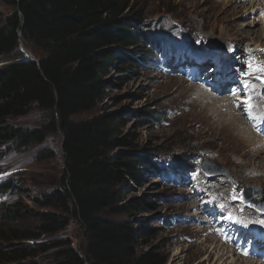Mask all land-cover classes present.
I'll return each mask as SVG.
<instances>
[{
  "label": "rangeland",
  "instance_id": "1",
  "mask_svg": "<svg viewBox=\"0 0 264 264\" xmlns=\"http://www.w3.org/2000/svg\"><path fill=\"white\" fill-rule=\"evenodd\" d=\"M250 5L241 0H135L134 9L144 13L147 33L157 41V48L147 44L135 49H118L127 62L135 60L137 63L133 68L123 65L120 68L124 70L111 72L104 108L122 115L124 136H129L133 148L149 157L151 162L140 185L131 183L125 188L121 205L149 204L129 215L111 217L118 222H134L136 226L142 224L153 230L154 238L146 237L140 243L139 255L158 249L168 256L167 264H200L208 257L209 252L203 251L212 245L211 240H206L213 235L217 241L236 250L233 258L253 259L264 264V255L260 254L264 249L259 250L258 260L251 255L244 256L240 247L244 240L248 249L255 243L264 247V234H260L256 228L259 226L254 225L258 218H264V147L258 157L231 155L228 150L233 142L225 140L231 137L230 134L218 135L221 132L217 122L219 114H216L213 101L219 97L207 88L211 97L201 94L200 98L195 92L200 84L191 82L193 77L202 76L209 70L210 76H215L219 64L223 76H235L228 89L238 91L243 87L238 78L240 75L252 80L251 84L264 87V73L248 71L251 52L258 47L264 48V38L245 33L247 25L259 18L248 17L246 11ZM237 9L239 14L231 16ZM10 13L9 8L0 4L2 17ZM216 39L228 44V50H221L225 48L223 44H212L221 48L213 51L209 44ZM164 47L165 54L161 51ZM193 57L194 61H191ZM201 62L206 65L202 67ZM196 63L206 71L198 74L200 66ZM94 115L81 114L76 119L85 120ZM150 117L158 118L159 122ZM6 122L17 131L37 130L50 122V114L34 107L26 117L11 118ZM62 143L63 134L55 131L41 145L20 150L16 143L0 147V185H17L14 192L0 193V203L20 202L33 211H49L40 209L34 202L61 187L66 162ZM249 150L252 152L253 149ZM205 160L220 165L227 183L226 192L218 194L224 212L218 211L219 205L213 210L208 208V217L203 216L200 209H190L189 205L195 204L192 197H195L196 190L189 186L200 178L210 183L225 178L221 177L223 174L206 176L201 169ZM210 170L218 171L216 168ZM246 187L253 188L250 194H256L257 190L262 193L256 194L252 207L245 203L243 192ZM231 201L233 205L229 204ZM225 226L233 229L229 235L234 237L232 241L222 232ZM26 227L39 232L34 223H28ZM83 239L80 223L72 219L61 232L42 234L37 241L22 243L35 246L69 240L75 247L80 245L81 249ZM51 256V253L43 254L39 259L49 261Z\"/></svg>",
  "mask_w": 264,
  "mask_h": 264
},
{
  "label": "trees",
  "instance_id": "2",
  "mask_svg": "<svg viewBox=\"0 0 264 264\" xmlns=\"http://www.w3.org/2000/svg\"><path fill=\"white\" fill-rule=\"evenodd\" d=\"M0 4L11 10L7 16L0 14V147L41 145L61 130L66 160L61 187L34 202L50 212L33 211L20 202L0 203V264H167L168 256L158 249L139 255L140 243L154 238L153 230L111 219L149 204L121 205L125 188L140 185L151 162L124 136L122 115L104 108L111 72L137 63L127 62L118 49L152 44L144 13L135 11V0ZM21 45L36 62L26 59ZM34 107L50 114L41 129L17 131L7 124ZM88 113L95 115L76 119ZM16 187L3 183L0 193ZM72 219L84 232L80 251L69 240L22 243L61 232ZM28 223L36 224L39 232L28 229ZM48 253L49 261L39 259Z\"/></svg>",
  "mask_w": 264,
  "mask_h": 264
},
{
  "label": "bare ground",
  "instance_id": "3",
  "mask_svg": "<svg viewBox=\"0 0 264 264\" xmlns=\"http://www.w3.org/2000/svg\"><path fill=\"white\" fill-rule=\"evenodd\" d=\"M226 1L229 2L231 0H226ZM241 2L251 3V5L248 6L249 8L247 7V11H246V13L248 12V17L259 16L258 18L259 21L258 20L256 21V19H254L251 23L247 25V31L245 33L247 35L256 34L261 39L264 38V28H263L264 0H241ZM241 8H246V7H241ZM238 11L239 9L233 10L231 16H235L239 14ZM235 27L237 26L235 25ZM243 45H246V47L250 46L249 44H243ZM207 64H211L210 61H207ZM225 70L227 73L229 72L227 69ZM248 71L249 73L254 71H257V73L259 72L264 73V48L258 47L251 52V64L248 68ZM198 77H200V75ZM229 78L231 77L223 76V79L225 80H228ZM246 80L252 81L248 78ZM215 82L216 84H219L217 83V80H215ZM193 84L194 85L199 84V82H194ZM200 86L201 87L195 88V92L199 95V97L201 98L202 95L211 97L208 94L207 90H205L201 84ZM241 90L242 88L232 93L237 94L241 92ZM208 91L209 92L212 91L214 94H216L215 96L211 92L215 97L217 96L219 97L218 100L213 101L215 103L214 108H216L215 109L216 114H219L217 122L220 123L221 132H218V135L223 136V134H227V133L230 134L231 137L225 138V140L228 141L231 140V142H233L234 144V145L232 144L230 150H228L231 153V155H235L236 157L240 155L239 158L240 157L252 158V157L260 156L261 152H263V147H264V138H262L258 134L259 132L264 133V87L260 84L259 85L251 84L249 85V90L247 91V94H245L242 97L237 96L233 99L227 97L225 95V90L222 87H219V85H217V87L211 88ZM259 109L262 113L259 111ZM236 110L240 112L243 119ZM245 115H248L247 118L245 117ZM257 146L260 148H257ZM249 149H253L252 152ZM222 174H223L222 176L221 175L219 176L225 178V180L219 178L217 179L218 182L216 183H210L206 180H203L202 178L196 179V181L191 185H190L191 182H189L188 184L190 185L189 188H194L196 190L195 197H192L195 204L194 206L189 205L190 209L193 207L194 209H200L202 215L208 217V214L210 213L208 208H211V210H213V208L217 207L218 205H219L217 208L218 210L222 208L221 207L223 205V203L221 202L222 199L220 198L221 196H219L218 194L220 192L225 193L226 191L224 190L227 185L226 177L224 176V173ZM256 194L260 195L262 193L257 190ZM256 194L254 195L250 194V195L256 196ZM210 196H212L213 198ZM229 204L233 205L234 202L231 201L229 202ZM255 222L256 223H254V225L259 226V228L261 229H264V218L260 217ZM202 230L204 231L205 229ZM204 232L206 233L207 231L205 230ZM235 238L236 240H239L238 237ZM213 239H215L217 243H215V241L213 242ZM210 240L212 241V245L210 247L204 248L203 251V252H209L208 257L205 258L204 261L200 262V264H205V263L238 264L239 261H241V264H261L259 262H255V260L253 259L244 258L243 260H241V259L233 258L236 255V250L231 249L225 243H221L220 241H217L213 235H211V238L206 241H210ZM240 247L243 249L244 254H247L249 250H251L252 254L256 258H258L256 254L259 253V250L264 249V247L261 246V243H255L254 245L250 246V249L246 247L245 243H241ZM254 249H256V251ZM260 254L264 255V253H260Z\"/></svg>",
  "mask_w": 264,
  "mask_h": 264
},
{
  "label": "water",
  "instance_id": "4",
  "mask_svg": "<svg viewBox=\"0 0 264 264\" xmlns=\"http://www.w3.org/2000/svg\"><path fill=\"white\" fill-rule=\"evenodd\" d=\"M212 44H223L225 46V48H217V47H213L211 46ZM209 47L213 50V51H219L220 49L225 52V49L228 50L229 48V45L228 44H225V43H222L220 40L216 39L215 41H212L210 44H209ZM21 49L22 51L25 52V55H26V59L27 60H30V61H33V62H36L35 58H33V56L30 54L29 51L25 50L23 45H21ZM61 132V130H60ZM63 145H64V139H63V143H62V150H63ZM203 171L204 173L210 175V176H218L222 173H224V171L222 170V168L220 167V165L218 164H215V163H212L210 161H204L203 162ZM211 168H216L218 169L219 171H213V170H210ZM253 189L252 187H246V190H245V196H246V199H247V204L250 205V206H253L254 204V197L253 195H250L249 194V191ZM263 195V194H262ZM264 197V195H263ZM76 249L78 251H80V245H77Z\"/></svg>",
  "mask_w": 264,
  "mask_h": 264
}]
</instances>
